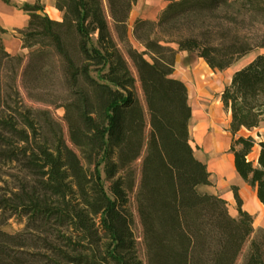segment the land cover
Listing matches in <instances>:
<instances>
[{
	"label": "trees",
	"instance_id": "obj_1",
	"mask_svg": "<svg viewBox=\"0 0 264 264\" xmlns=\"http://www.w3.org/2000/svg\"><path fill=\"white\" fill-rule=\"evenodd\" d=\"M1 1L28 19L14 30L24 54L6 52L0 28V171L8 178H0V219H26L25 230L41 237V262L143 264L134 194L147 264H235L243 250L241 264H264V229L253 228L237 189L235 217L208 190L211 174L189 138L187 89L173 77L179 53L212 71L255 54L232 74L220 102L235 172L264 206V142L238 135L264 123V0H167L155 20L134 21L140 50L127 36L138 0H105L108 16L102 0H53L59 21L41 0ZM50 109L62 111L70 146ZM140 158L135 191L127 168ZM24 247L21 234L0 227V264H31Z\"/></svg>",
	"mask_w": 264,
	"mask_h": 264
},
{
	"label": "rangeland",
	"instance_id": "obj_2",
	"mask_svg": "<svg viewBox=\"0 0 264 264\" xmlns=\"http://www.w3.org/2000/svg\"><path fill=\"white\" fill-rule=\"evenodd\" d=\"M8 1L10 2L11 5L15 4L18 6H21L23 3L30 2V0H8ZM0 3H2L5 6L14 8L13 6L6 5L1 0H0ZM41 4L43 5L45 11L49 12L50 8L53 6V0H41ZM102 4L104 7L105 14L108 16L105 0H102ZM19 12L22 13L21 11ZM140 15H142V13H140ZM108 26H109L111 36H112V39L115 45L117 46L121 55L126 59L128 67L132 75L136 78V74L130 62L127 59L125 49L117 40L109 19H108ZM132 26L133 25L130 24L131 28L129 27L127 36L132 46L135 49L140 50V47L131 38ZM0 28L5 30L8 33V35L5 38H10V37L15 36L14 30L16 29L14 27L6 26L1 19H0ZM261 53H264V50ZM254 57H255V54H250L242 58L239 62H237L235 65H233L227 70L212 71L205 65L203 61L196 59L194 55L187 54V53H179L176 56L174 73H175V76L180 81H182L183 84L186 86L187 95H188V103L190 105L191 112H192V118H191L190 125H189V138L191 141V146L195 150V155L207 165V168L209 170H211L213 166L212 156L210 154L211 149L208 150L207 147L199 143L197 118L200 114V110H202L205 115L209 113V110L213 112V114L215 115L214 121L218 127V133L223 138L224 132L228 128V114L223 110L221 102H220L221 92L223 88L226 85H228L232 74L236 70L248 64ZM17 83H18L20 94L25 100V94L21 86V72H19ZM137 95H138L140 104L144 110L145 118L147 120L145 106H144L141 91L138 85H137ZM50 112L53 118L63 126L64 140L67 143V145L70 146V143H69V140L66 134L65 125L62 121V111L57 110V109H50ZM259 130L264 132V123L260 125ZM147 135H148V130L146 129L145 131L146 138H147ZM140 163H141V158L135 161L133 164H131L127 168V170L134 171L135 180H136L135 191H136L138 178H139ZM2 172L3 171H0L1 180H7L8 178L4 176ZM211 182H212V187L210 188V190L218 192V190H220L219 183L221 182V180L217 178H212ZM3 187H4L3 183L0 182V189L1 190L4 189ZM130 207L133 212V218H134V223H135L134 234H135V238L137 241L138 256L143 264H147L146 254H145V250H144L143 243H142L141 230H140L137 217L135 214L134 194L130 196ZM25 222H26L25 218H18L16 215L6 219L5 221H4V218L2 217L0 219V223H1L0 227L1 229H3L4 231L10 234H21L22 235V238L25 240V244H26V247L21 249V251L25 252V254L23 255L24 259L29 260V261L31 260L32 261L31 264H43L41 262V260L43 259L42 242L40 241L41 237L39 236L38 233L34 231L25 230ZM244 251L245 250H243V252L239 256L235 264H241L242 255Z\"/></svg>",
	"mask_w": 264,
	"mask_h": 264
},
{
	"label": "crops",
	"instance_id": "obj_3",
	"mask_svg": "<svg viewBox=\"0 0 264 264\" xmlns=\"http://www.w3.org/2000/svg\"><path fill=\"white\" fill-rule=\"evenodd\" d=\"M31 1L32 0H30V2ZM166 5L167 0H138L129 14L127 21L128 29L130 24L133 25L136 19L155 20ZM44 12L53 20L59 21L61 19V13L58 12L54 6L50 8L49 12L44 9ZM140 13H142V15H140ZM0 19L6 26L20 30L25 27L28 17L23 12L20 13L15 8L0 3ZM3 45L6 52L10 55L25 53V51L21 50V42L18 38H4ZM173 77L178 79L175 73ZM238 135L243 137L251 136L256 143L264 142V132L259 130V128L252 131L241 129ZM222 140L223 142L221 145H215L210 151L213 166L211 170L207 168L211 174V181L212 178L221 180L219 183L220 190H218V192L211 191V187L208 190L225 200L229 214L235 217L237 215V207L231 190V188L235 187L237 189V196L241 201V210L245 211L253 218V228L264 229V206L259 203L255 190L245 184L235 172L233 156L229 153L231 135L227 132V129L224 132ZM258 151L259 148L255 145L249 155V160L254 166H256Z\"/></svg>",
	"mask_w": 264,
	"mask_h": 264
},
{
	"label": "bare ground",
	"instance_id": "obj_4",
	"mask_svg": "<svg viewBox=\"0 0 264 264\" xmlns=\"http://www.w3.org/2000/svg\"><path fill=\"white\" fill-rule=\"evenodd\" d=\"M215 115L211 110L207 115L200 110L198 120L199 143L212 150L214 146L221 145L223 138L218 133V127L214 121Z\"/></svg>",
	"mask_w": 264,
	"mask_h": 264
}]
</instances>
